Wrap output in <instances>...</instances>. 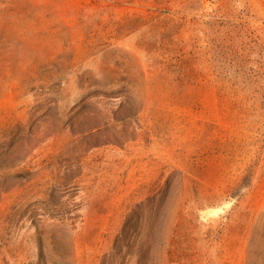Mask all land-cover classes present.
Returning a JSON list of instances; mask_svg holds the SVG:
<instances>
[{
	"label": "rangeland",
	"instance_id": "obj_1",
	"mask_svg": "<svg viewBox=\"0 0 264 264\" xmlns=\"http://www.w3.org/2000/svg\"><path fill=\"white\" fill-rule=\"evenodd\" d=\"M0 264H264V0H0Z\"/></svg>",
	"mask_w": 264,
	"mask_h": 264
}]
</instances>
